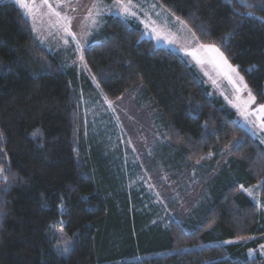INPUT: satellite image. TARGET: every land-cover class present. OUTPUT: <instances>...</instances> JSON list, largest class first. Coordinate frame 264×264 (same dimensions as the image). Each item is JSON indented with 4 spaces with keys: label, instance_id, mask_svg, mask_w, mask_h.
I'll return each instance as SVG.
<instances>
[{
    "label": "trees",
    "instance_id": "trees-1",
    "mask_svg": "<svg viewBox=\"0 0 264 264\" xmlns=\"http://www.w3.org/2000/svg\"><path fill=\"white\" fill-rule=\"evenodd\" d=\"M157 1L201 43L216 45L264 103V0ZM62 53L37 39L17 4L0 1V264H264V255L247 254L260 240L219 243L264 233L263 209L241 191L259 183L264 203V145L209 95L184 57L114 15L84 52L108 98L138 91L137 102L157 110L169 142L163 172L178 179L191 169L194 182L212 173L187 214L175 210L181 194L161 213L142 187L130 195L126 175L110 174L81 144L78 79ZM58 224L72 240L67 255L56 247Z\"/></svg>",
    "mask_w": 264,
    "mask_h": 264
},
{
    "label": "rangeland",
    "instance_id": "rangeland-1",
    "mask_svg": "<svg viewBox=\"0 0 264 264\" xmlns=\"http://www.w3.org/2000/svg\"><path fill=\"white\" fill-rule=\"evenodd\" d=\"M255 2L256 4L252 5L264 4L259 0ZM18 5L32 21V31L41 43L58 54L64 51L60 62L67 70L74 72L78 79L79 100L83 105L85 117V125L82 126L81 123L80 126L83 139L81 144H86L87 151L106 162V169L110 174H120L123 177L122 173L126 175L130 195L135 187L145 189L140 196L145 198L146 192L150 194L152 204L160 205L159 213L172 210L168 201L173 198L175 201L179 194L182 200L174 202L175 210L183 211L182 214L190 213V210L196 207L197 200L195 199V203L191 201L201 195L205 182L210 179L212 173L205 172L204 179L200 182L188 178L192 177L191 169L184 171L183 168L180 173H176L178 179L168 176L163 172L161 157L163 145L169 142L160 115L157 118V110L150 109H154L150 102L144 105L138 103V91L116 99H110L103 93L85 62L84 52L107 16L121 17L130 25L140 28L143 36L153 40L156 46H163L181 54L197 73L198 80L208 88L209 95L219 98L226 107L232 109L236 121L264 145V127L261 126L264 112L258 111L264 103L256 99L237 66L231 63L224 53L231 69L214 53L199 48L203 43L193 36L190 27L181 19L177 20V17L157 0H123L120 4H117L116 0H47L46 3L45 0H21ZM125 8L129 10L128 13H125ZM189 52H196L197 55L194 57L189 55ZM251 97L255 99L252 100ZM237 142L239 139L225 147L222 158L228 160L231 157L232 147ZM219 158L213 170L215 172H220L224 164L223 159ZM157 169L159 171H156ZM241 191L264 211L259 183L249 187L243 186ZM145 207L150 210V203H146ZM176 214L171 215L172 220L178 217ZM61 228L60 224L52 227L57 249L67 255L69 251L65 252L64 249H70L72 240L64 231H59ZM256 240L261 243L248 248V256L264 255V233L239 236L219 243L247 244Z\"/></svg>",
    "mask_w": 264,
    "mask_h": 264
},
{
    "label": "snow or ice",
    "instance_id": "snow-or-ice-1",
    "mask_svg": "<svg viewBox=\"0 0 264 264\" xmlns=\"http://www.w3.org/2000/svg\"><path fill=\"white\" fill-rule=\"evenodd\" d=\"M16 2L19 4V3H21V0H16ZM46 2H47V0H45V3H46ZM116 3H117V4L123 3V0H116ZM24 6H26V4H25ZM124 11H125V13H128L129 10H128L127 8H125ZM56 15L59 16L60 13H56ZM130 15H133V16H134L135 13H130ZM65 19H67V18H65ZM177 20H179L178 17H177ZM181 23H183V22L181 21ZM66 31H68L67 28H66ZM153 31L155 32L156 30L153 29ZM157 35H159V34L157 33ZM194 35H195V34L193 33V36H194ZM199 48L204 49V50H206V51H208V52L214 53L217 57H219L220 61H222V63H223L225 66H227L229 69H231V65L228 64V61H227V59L224 57L223 52H221L220 49L217 48L215 45L200 44V45H199ZM188 54H189V55H192V56H194V57L197 55L196 52H189ZM81 58H83V57H81ZM200 62H202V61H200ZM232 70L235 71V69H232ZM229 79H231V77H229ZM241 79H242V78H241ZM245 87H246V85H245ZM251 99L254 100L255 98H254V97H251ZM258 111H259V112H264V105H261L260 108L258 109ZM261 126L264 127V121H262ZM38 133H39V130H36L35 132H33V136H34V137L37 136ZM0 171H2V170H0ZM5 179H6V178H5ZM241 187H243V186H241ZM60 223H63V222L61 221ZM59 231H60V232H63V228L59 229ZM262 247H264V246H262ZM64 251H65V252H68V251H69V248L66 247V248L64 249Z\"/></svg>",
    "mask_w": 264,
    "mask_h": 264
},
{
    "label": "crops",
    "instance_id": "crops-1",
    "mask_svg": "<svg viewBox=\"0 0 264 264\" xmlns=\"http://www.w3.org/2000/svg\"><path fill=\"white\" fill-rule=\"evenodd\" d=\"M12 2H14V3H16L17 5H18V3L16 2V1H12ZM19 7H20V5H18ZM20 9L22 10V8L20 7ZM22 12H23V10H22ZM24 13V12H23ZM25 14V13H24ZM25 16H26V14H25ZM27 17V16H26ZM29 20H30V18L29 17H27ZM31 21V20H30ZM31 23H32V21H31ZM32 25H33V23H32ZM39 39V38H38Z\"/></svg>",
    "mask_w": 264,
    "mask_h": 264
},
{
    "label": "bare ground",
    "instance_id": "bare-ground-1",
    "mask_svg": "<svg viewBox=\"0 0 264 264\" xmlns=\"http://www.w3.org/2000/svg\"><path fill=\"white\" fill-rule=\"evenodd\" d=\"M38 39V38H37Z\"/></svg>",
    "mask_w": 264,
    "mask_h": 264
}]
</instances>
